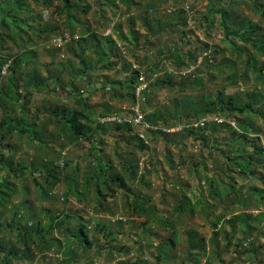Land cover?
<instances>
[{
    "label": "rangeland",
    "instance_id": "374dc122",
    "mask_svg": "<svg viewBox=\"0 0 264 264\" xmlns=\"http://www.w3.org/2000/svg\"><path fill=\"white\" fill-rule=\"evenodd\" d=\"M88 1L92 3L93 8L88 15L80 14V18L84 22H89V33H93V29L99 36H104L103 33L112 26L114 37L127 48L128 59L147 72L151 87L155 79L163 77L166 73H172L174 81L179 82L184 77V72H187L190 67L193 68L187 73L189 76L202 78L203 85H196L191 90L183 91L178 85L156 89L152 87L153 104L160 105L174 98L179 101L191 100L196 94L224 89L225 86L228 93L239 89L251 92L256 82L261 83L260 80H257L250 81L246 85L241 83L230 85L226 78L234 73L235 69L219 63L225 57L237 59V54H233L232 48L223 41L219 11L228 9L240 17H249L264 26L262 9H256L252 0H139L140 5L131 9L122 5L111 8L106 0ZM263 2L264 0L259 1L261 4ZM180 10L184 11V19L177 16ZM32 15L34 16L36 13L33 14L26 9L23 17L32 22L30 19ZM51 15H54L53 9L45 11L43 19L44 22H49L52 27H55L58 25V21L51 18ZM155 16L163 18L161 32H157L156 24L151 21L152 31H148L144 24V17L153 19ZM54 17L56 16L54 15ZM130 19H133L134 25H131ZM185 20L186 22H184ZM167 22L175 24L168 25ZM10 27L11 29H5V31L12 37H6L3 44L0 42V54L10 53V56L14 57L15 54L30 52L29 65L24 67L34 68L44 76H51L52 78L48 82L49 88L55 86L53 80L56 79V76L59 75V80L65 82L72 78L70 75L72 70H81L80 59L85 58L87 63L92 65L97 62L98 55L94 51L93 42L78 46L77 51L80 52L83 48L84 55L83 58L75 57L67 51V48L63 52L52 48L59 47L49 40V35L39 37L35 30L31 29H27L25 33H18L17 27L15 28L12 23H10ZM60 29H58L59 32ZM76 32H79L82 37L81 25L78 26ZM124 35L128 40H125ZM204 43L218 46L219 51L210 56V58L213 57L216 67H208L205 57H202V62L198 66L195 63L183 68L177 65L174 54L178 50L186 53L190 48L204 46ZM74 44L77 47L76 41ZM199 54H201L200 51ZM68 62L73 63V69L70 68ZM238 64L241 66L239 73H242L245 62L239 59ZM5 66L7 67V65ZM152 67H155L156 70L149 72L148 70ZM112 73L117 79L125 82L126 72L122 70V64ZM2 74L6 76L7 70ZM255 77L257 76H253V78ZM78 80L83 84V74H79ZM261 84L264 85V83ZM48 91L32 90L31 103L27 105V109L21 110L19 105L14 104L15 110L10 112L11 117L30 121L35 115H39L37 120L39 124L48 122L51 118L50 109L52 108L81 109V106L74 101L63 98L59 101L51 89ZM106 92L108 91L106 90ZM236 93L238 94V92ZM240 97H242L241 93ZM117 100L119 105L116 107L114 105V110L132 105L130 100L123 102ZM244 116L246 114L241 117ZM249 117L248 120L256 124H263V119L259 115L251 114ZM52 120V123H46L43 130L45 134L42 141H47V148L46 144L42 147L38 139H32L28 134L19 135L20 133L13 132L3 142L4 146L0 148V153L5 157H10L13 154L16 164L20 161L28 167V171L23 175L18 172V175L10 176L11 181H17L21 192L15 197L16 201H21L27 196L31 204L36 209H40L38 211L40 216H44L42 211L44 208H49L56 213L77 212L84 217L88 234L97 245H94L90 251L79 254L78 264H128V262L138 260L139 264H195L190 253H201V249H204L205 252L201 255L200 264H264V207L260 193L255 191V188L264 189V182L255 175L242 174L239 172V166L230 160L233 157L230 152V150L233 151L231 146L233 142L227 146L226 138L235 137L238 138L237 144L242 143V140L233 131L223 128L214 136H210V141H208L210 148L207 150L192 136L190 138L187 136L181 143L176 141L175 145L162 139L149 140L148 144L151 147L149 151H141L134 147L135 144L129 143V140L126 139L130 138L132 134L120 131V137L115 144L108 139L109 141L102 145L101 149L94 151L93 153L101 158L104 165H108L110 160L122 173L124 165L122 159L132 160L134 157L139 159L137 178L126 176L128 184L136 195H142L140 198L142 201L143 197L150 199L146 204L149 211L138 215L132 210V205L127 204L124 190L113 186L116 190L115 197H113L110 195L111 191L108 186L103 184L102 179H97L96 182L102 188L103 196H98L94 181L88 192L83 190L84 198L82 200H78L73 193L68 196L67 202L63 199L69 187H73L74 177L80 178V180L89 178L92 167L88 159L84 157H86L91 144L87 141H83L80 145L67 144L65 134L59 133L55 118L52 117ZM94 120L95 125L96 118ZM233 128L241 130L238 122ZM260 136L259 144L264 145V128ZM7 142L12 144V148L6 147ZM217 142L220 143L218 150L214 146ZM168 149H171V156L176 163L175 168H171L169 165L168 155L170 153L168 154ZM219 151L224 152L225 158ZM234 151L236 150L234 149ZM43 157L59 161L63 175L72 178H69L68 182L64 178L54 188L59 199L43 197L41 193L43 186H39L33 181L34 174H37L38 170L30 175L32 162H37L34 166L40 167L39 164ZM3 161L0 158V176L5 175ZM77 161H79V169L76 167ZM66 162H68L67 167L64 164ZM226 162L229 163L231 171L225 166ZM196 164H198V169L195 168ZM257 171L263 173L261 168H258ZM206 174L211 177H214L215 174V187L218 193L211 192L210 184L205 179ZM44 176L43 174L41 179L38 178L39 184H43ZM230 183H233L234 188L230 186ZM237 195H241L240 198H237L238 200L235 198L238 197ZM184 196L190 199L193 208L189 209L188 207L179 215L175 207L179 205ZM100 198H102L101 204H99ZM9 208L11 209L12 206ZM240 212L248 215L250 227H252L249 234L240 220L235 222V227L228 221L233 215ZM11 216L12 211L7 210L0 222L9 221ZM219 217L221 218L219 219ZM164 220L173 224L165 226ZM98 224L102 230L95 232V227H98ZM192 231L196 239L193 246L187 235ZM215 233L218 234L217 242H212ZM15 234L8 227L0 230V235L6 236V239ZM53 235L62 237L58 231ZM48 237H52V235L49 234ZM14 238L13 242L19 245L15 236ZM171 238H174L175 241H170ZM197 246L202 248L198 249ZM34 251L36 248L33 249ZM161 253H163L162 257H160ZM2 257L0 256V264H2ZM57 258L59 255L54 249L45 253L37 251L34 262H30L28 259L11 258V264H61Z\"/></svg>",
    "mask_w": 264,
    "mask_h": 264
},
{
    "label": "trees",
    "instance_id": "16d2710c",
    "mask_svg": "<svg viewBox=\"0 0 264 264\" xmlns=\"http://www.w3.org/2000/svg\"><path fill=\"white\" fill-rule=\"evenodd\" d=\"M107 4L112 7L125 6L127 9H131L140 5L139 0H106ZM256 9H262L264 14V2L259 3L260 0H252ZM93 6L88 0H0V42L3 44L6 37L11 38V34L6 33L5 29H11L10 23L15 28L17 27L18 33H25L27 29L35 30L39 37L49 35V40L56 35H61L65 32H70L72 35L75 33L80 34L77 31L78 26L81 25L82 37L79 39H72L67 42L63 48H56L60 52L67 51L73 54L75 57L83 58L84 50L78 52V46H83L85 43L89 44L93 42L94 51L98 55L97 62L95 64H89L84 59H80L79 63L81 70H72V78L69 81H60V76H56L53 80L55 86L49 88L48 82L51 80V76L42 75L37 69L24 67L29 65V59L31 58L30 52H23L15 54L14 57L9 54H0V148L3 147V142L6 141L13 132L20 133L19 135L28 134L32 139H38L39 143L43 147L47 141H42L44 136V129L46 123H52V117L55 118L56 126L59 128V133H64L66 136V142L70 145H80L83 141H87L91 144L88 148L86 159L91 164L92 171L88 176V179L80 180V178L74 177L73 187L65 192L63 199L67 202L68 196L73 193L78 200L84 198V191L88 192L92 182H96L97 179H102L103 184L109 188L110 195L115 197L116 190L113 186H117L124 190L126 195L127 204L132 205V210L142 215L148 212L146 204L150 201L149 198L143 197V201L140 199L142 195H136L128 184L127 177L137 178L139 172V159L134 157L132 160L122 159L123 173L115 167L112 161H108V165L102 163L101 158L94 154V151L101 149L102 145H105L109 140L106 135L112 131L111 128L120 132L132 134L129 143H134L137 149L141 151H149L151 149L148 142L139 137L137 133V127L127 123L123 124H95L93 120V108L90 105L91 92L86 97L84 93L89 91L88 84L101 82L103 87L101 90H107L113 95L114 98L119 99L121 102L130 100L132 105L140 103L141 109L145 112V120L150 125L157 126V129H149V140L162 139L167 143L174 144L187 137L191 136L194 140L200 142V144L206 148H210L208 141L210 136H214L218 131H222L223 128L230 129L235 135H238L242 140V143L237 144V139L232 137L226 138L225 144L227 146L231 144L233 151L230 150L231 161L239 166L240 171L244 175H255L264 182V145L259 144L260 134L264 128V26L261 23L254 22L249 17H240L233 11L228 9H222L219 11L221 18L220 24L223 31V41L232 48L233 54H237V59L225 57L221 62V65H226L229 68L235 69L234 73L227 76L226 80L231 85H237L239 83L246 85L250 81L260 80L261 83L256 82L251 92H244L243 90L233 91L228 93L225 88L210 90L196 94L191 100L179 101L177 98L171 99L167 103L153 104L151 98V88H161L167 86H180L184 90H191L194 86L203 85L202 78L198 76L192 77V75L184 76L179 82L174 81V75L172 73H166L163 77H158L153 82V86H150L149 90L143 92L144 99H138L136 97V86L138 83L141 72L147 75V72L138 68H133L134 62L124 57L117 44V40L113 35L99 36L97 32L89 33V22H84L80 18V14H90ZM28 9L33 14L30 18L32 23L24 18L25 10ZM53 9L54 15L50 16L58 21V25L52 27L49 22H44V12ZM184 10V9H183ZM180 10L177 14L178 18H182L184 11ZM59 20L63 21L60 22ZM162 16L144 17V24L148 31H152L150 21L156 24L157 32H161L162 29ZM65 21V22H64ZM131 25H134L133 19H130ZM10 22V23H9ZM186 22V20L184 21ZM64 23L62 26L60 24ZM168 23V22H167ZM175 23H168V25H174ZM186 24V23H185ZM27 28H26V27ZM92 27V26H91ZM61 28V29H60ZM60 29L61 31L59 32ZM88 32V33H87ZM27 34V33H26ZM125 40L127 36H123ZM130 39V38H129ZM74 41H76L77 47H75ZM213 49V51H211ZM177 50V49H176ZM199 51L201 54H199ZM210 51V55L219 51L218 46L204 43V46L198 48H190L186 53L178 50L174 54L176 63L180 68H183L189 64L197 63L198 59L203 55V52ZM208 67H216L217 65L213 61V57L204 56ZM215 57V56H214ZM123 59V62L121 60ZM215 59V58H214ZM245 62V66L242 67V73H239L241 66L238 64V60ZM212 60V61H211ZM70 68L73 69V63L68 62ZM218 63V64H219ZM122 64V70L126 72L125 82L120 81L113 75L112 72L116 71V68H120ZM7 65V74L4 76L3 67ZM66 67L67 65H63ZM156 67V66H155ZM155 67L150 68L149 72H154ZM99 72L98 74H96ZM79 74H83L84 82L80 83L78 80ZM253 76H257L253 78ZM148 78V75H147ZM194 84V85H193ZM45 90L51 89L52 92L57 95L59 89L66 91L67 94H77L76 98L69 100L74 101L81 106V109H72L69 107L52 108L51 118L46 123H39V115H35L30 121L27 119L11 117L10 112L15 110L14 104L21 107V110L27 109V105L31 103L32 90ZM97 90H100L97 88ZM238 92V94L236 93ZM241 96L239 98V94ZM66 98V96H65ZM68 99V98H67ZM108 102L103 103V108L100 111V115L108 114L113 111L125 112L123 107L114 110L113 106H108ZM102 105V104H101ZM129 105V106H132ZM95 108V107H94ZM108 110V112L103 111ZM246 114L243 118L242 115ZM251 114L259 115L263 119V124H256L250 121L249 116ZM206 115H218L224 116L228 121L223 123H212L205 128H186L180 132L168 133L163 130L165 127L174 126L176 124L193 122ZM237 120L239 128L241 130L234 129L229 121ZM38 129V130H37ZM190 135V136H189ZM217 141V140H216ZM6 147L12 148V144L6 143ZM215 148H220V143H216ZM230 146V147H231ZM252 147V149H251ZM234 149L236 151H234ZM171 149H168V161L171 168H175V160L171 156ZM64 153V152H63ZM223 158L225 154L219 151ZM1 161L4 163L5 175L0 176V220L4 217L7 210L12 211V216L9 221L0 222V230L4 227H8L10 231L15 232L16 241L19 245L13 242L14 236L6 239L7 237L0 235V256L2 264H11V258L16 260L28 259L30 262L35 261L37 251L45 253L46 251L55 250L59 255V262L61 264H78L79 254L90 251L94 245H97L94 240L90 238L86 229L87 225L84 223V217L77 212L68 213L67 211L56 213L52 209H43L44 216H40L34 205L31 204L27 196L21 201H16L15 197L19 195L20 189L17 181H11L10 176L23 175L28 171V167L23 165L20 161L16 164L14 155L5 157L0 153ZM37 162H32V169L30 175H33L36 170L39 176L33 177V181L39 186H43L41 193L44 198H58L54 188L59 182L71 178L63 175L60 170L59 161L56 162L52 158H42L40 167H36ZM65 167L68 166V162L64 163ZM79 161L76 162L78 168ZM108 166V167H107ZM196 164V169H198ZM225 166L231 171L229 163L226 162ZM207 168V166H205ZM258 168L263 170V173L257 171ZM110 170V172H109ZM44 176L43 184H39L38 178L41 179ZM72 179V178H71ZM206 181L210 184L211 192L218 193L215 187V174L211 177L206 174ZM235 182V181H234ZM233 182V183H234ZM233 183L230 186L234 188ZM98 196L102 195V188L99 183L96 182ZM105 187V186H103ZM194 188V187H193ZM84 190V191H83ZM255 191L260 193V198L264 207V189L255 188ZM109 194V192H107ZM106 193V194H107ZM26 194V193H25ZM135 196V198H132ZM240 198L241 195H237ZM59 199V198H58ZM135 200V201H134ZM238 200V199H237ZM134 201V202H133ZM102 198L99 200L101 204ZM210 205V204H209ZM12 208L10 209L9 207ZM192 209L193 205L190 199L183 197L175 209L177 214L182 213L186 208ZM143 212V213H142ZM114 213V212H112ZM180 215V214H179ZM221 217H219L220 219ZM240 220L243 226L246 227V232L249 234L252 227H250L248 215L240 212L233 215L228 221L235 227V222ZM165 226H170L172 222H166ZM102 228L95 227V232H99ZM59 233L62 237L54 236L55 232ZM217 232V231H216ZM52 237H48V235ZM191 245L195 244V238L193 231L187 233ZM218 234L215 233L212 242H217ZM170 241L174 242L175 239L171 238ZM204 244V243H202ZM174 246V243H172ZM191 246V247H192ZM190 247V248H191ZM36 251L33 252V249ZM201 249V246H197ZM191 251V249H190ZM189 251V253H190ZM205 252L201 249V253H190L192 260L195 264H200L201 255ZM163 253L160 254V257ZM140 261L128 262V264H139Z\"/></svg>",
    "mask_w": 264,
    "mask_h": 264
},
{
    "label": "built area",
    "instance_id": "2783aa9c",
    "mask_svg": "<svg viewBox=\"0 0 264 264\" xmlns=\"http://www.w3.org/2000/svg\"><path fill=\"white\" fill-rule=\"evenodd\" d=\"M105 36L113 34L112 31V26L107 29L104 33ZM79 39L80 35L78 33H75L74 35H72L70 32H65L61 35H56L53 37L52 39V43L55 44L56 46H58L59 48H63L64 45L69 42L72 39ZM117 44L120 48V51L122 52L124 57L129 56V54H127V48L124 47V45L119 42L117 40ZM204 56H208L210 57V52L204 51L203 55L198 59L196 65H200V63L202 62V57ZM133 68H138V66L136 65V63L133 64ZM193 67H190L187 72H184L183 76H187L188 72H190L192 70ZM7 67L4 66L3 67V73L6 72ZM150 89V83H149V79L147 78V75L144 72H141L139 79H138V83L136 86V97L140 100V99H144L143 97V92L145 90H149ZM123 109L125 110V112H119V111H113L110 112L108 114H104V115H99L96 119V124H104V125H109V124H123V123H127L130 124L132 126H136L137 127V133L139 135L140 138H142L143 140H145L146 142L149 141V137H148V130L149 129H157V126L154 125H150L149 123L146 122L145 120V112L141 109L140 107V103H137L136 105H132V106H123ZM225 121H228L224 116H218V115H206L196 121L193 122H185V123H180V124H176L174 126H170V127H165L163 128L164 131L168 132V133H176V132H180L186 128H205L207 125L211 124V123H223ZM231 123L232 126L236 127V121L232 120L229 121ZM63 154H66V152H64ZM63 165V163H62ZM36 176H39V174L37 173Z\"/></svg>",
    "mask_w": 264,
    "mask_h": 264
},
{
    "label": "crops",
    "instance_id": "0c3cea01",
    "mask_svg": "<svg viewBox=\"0 0 264 264\" xmlns=\"http://www.w3.org/2000/svg\"><path fill=\"white\" fill-rule=\"evenodd\" d=\"M98 73L99 72H97L96 74H98ZM96 83H101V82H96ZM94 85H95V83H94ZM98 89H101V88H98ZM57 95H59V96H57L59 101L62 100V98L64 100L67 99V98H68L67 100L73 98V97H69V95H71V94H67L66 91H62L61 89L58 90ZM65 96H66V98H65ZM106 101L108 102L107 103L108 106H114L115 105L114 107H116L117 105H119V103H117L118 102L117 98H114L113 95H111L110 92H106V90H97V89H95L94 91H91L90 105L92 106L93 112H94L93 115H92L93 116V120H92L93 123H95L94 119L95 118L97 119V117L100 115V113H101L100 111L102 110V108L104 106L103 103H105ZM103 111H105V112L107 111L108 112V110H105V108H104ZM109 131H112V132L108 133L106 135V138L110 139L115 144L116 140L119 139V137H120L119 136L120 133L119 132H114V131H117V130H114L112 128ZM207 149L208 148H206V150Z\"/></svg>",
    "mask_w": 264,
    "mask_h": 264
},
{
    "label": "water",
    "instance_id": "95a60500",
    "mask_svg": "<svg viewBox=\"0 0 264 264\" xmlns=\"http://www.w3.org/2000/svg\"><path fill=\"white\" fill-rule=\"evenodd\" d=\"M102 86H103V83H96L93 87H91V85L88 84L89 91L85 92L84 96H88L91 91H94L97 88H101ZM69 97L76 98L77 94H71V95H69Z\"/></svg>",
    "mask_w": 264,
    "mask_h": 264
},
{
    "label": "clouds",
    "instance_id": "9594fccd",
    "mask_svg": "<svg viewBox=\"0 0 264 264\" xmlns=\"http://www.w3.org/2000/svg\"><path fill=\"white\" fill-rule=\"evenodd\" d=\"M110 35H113V36H114V32H113V34H110ZM104 36H105V35H104ZM107 36H109V35H107ZM137 66H138V65H137ZM211 124H212V123H211ZM207 126H208V125H207ZM207 126H206V127H207Z\"/></svg>",
    "mask_w": 264,
    "mask_h": 264
}]
</instances>
